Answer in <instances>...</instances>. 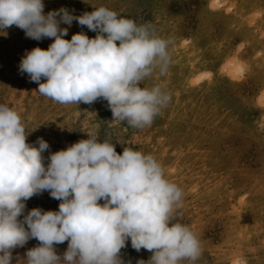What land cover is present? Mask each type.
Masks as SVG:
<instances>
[{
    "label": "rangeland",
    "instance_id": "374dc122",
    "mask_svg": "<svg viewBox=\"0 0 264 264\" xmlns=\"http://www.w3.org/2000/svg\"><path fill=\"white\" fill-rule=\"evenodd\" d=\"M44 4L45 13L64 7L74 15L104 6L138 25L150 24L155 35L171 40L167 72L161 75L156 68L144 81L149 88L159 84L171 101L142 129L112 121L103 99L91 105L55 102L19 71L26 50H47L53 40L27 38L12 26L0 32V104L19 113L26 143L35 144L40 137L48 142L42 154L45 164L50 153L87 139L89 131L98 134L100 142L109 139L118 154L124 147L152 154L165 178L183 191L174 222L189 226L201 244L196 261L180 264H264V0ZM81 31L96 36L73 21L64 38ZM59 203L45 191L26 201L25 211H56ZM38 244L31 239L14 249L12 264H24L26 251ZM66 249L67 241L56 245L58 254ZM120 255L124 264H137L152 253L137 252L129 240Z\"/></svg>",
    "mask_w": 264,
    "mask_h": 264
},
{
    "label": "clouds",
    "instance_id": "9594fccd",
    "mask_svg": "<svg viewBox=\"0 0 264 264\" xmlns=\"http://www.w3.org/2000/svg\"><path fill=\"white\" fill-rule=\"evenodd\" d=\"M44 8V0H0V32L16 26L27 38L53 40L47 50L35 47L21 58L19 71L39 85L36 91L61 104L103 99L112 121L151 126L171 94L144 81L156 68L167 72L172 41L104 6L81 15ZM73 21L96 36L81 31L65 39ZM87 134L50 153L45 164L48 142L26 143L21 116L0 104V264H12L13 250L31 239L39 244L26 251L24 264H124L120 254L129 240L137 252L152 253L137 264L196 261L199 239L174 222L183 191L165 178L161 163L131 147L118 154L109 139ZM45 191L60 201L58 210L26 212V201ZM66 241L58 254L56 245Z\"/></svg>",
    "mask_w": 264,
    "mask_h": 264
}]
</instances>
